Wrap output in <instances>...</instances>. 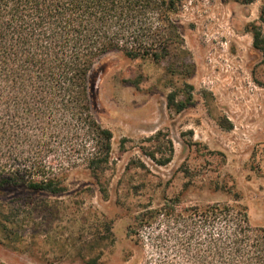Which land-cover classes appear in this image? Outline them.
Listing matches in <instances>:
<instances>
[{
  "label": "rangeland",
  "instance_id": "rangeland-1",
  "mask_svg": "<svg viewBox=\"0 0 264 264\" xmlns=\"http://www.w3.org/2000/svg\"><path fill=\"white\" fill-rule=\"evenodd\" d=\"M167 1L147 14L161 60L111 51L96 68L93 113L112 134L100 186L79 168L59 194L0 187L6 264H132L134 216L174 197L243 206L264 229V58L251 32L264 36V0Z\"/></svg>",
  "mask_w": 264,
  "mask_h": 264
},
{
  "label": "trees",
  "instance_id": "trees-1",
  "mask_svg": "<svg viewBox=\"0 0 264 264\" xmlns=\"http://www.w3.org/2000/svg\"><path fill=\"white\" fill-rule=\"evenodd\" d=\"M164 3L0 0V187L59 194L79 168L100 186L112 134L93 113L96 68L111 51L161 60L162 35L147 14ZM251 32L264 58L261 28ZM132 223V264H264V229L240 205L174 197Z\"/></svg>",
  "mask_w": 264,
  "mask_h": 264
}]
</instances>
